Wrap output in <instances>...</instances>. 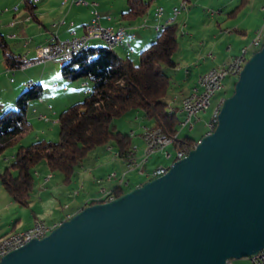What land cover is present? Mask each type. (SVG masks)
Instances as JSON below:
<instances>
[{"label":"water","instance_id":"obj_1","mask_svg":"<svg viewBox=\"0 0 264 264\" xmlns=\"http://www.w3.org/2000/svg\"><path fill=\"white\" fill-rule=\"evenodd\" d=\"M211 133L168 171L87 205L0 264H226L264 248V41Z\"/></svg>","mask_w":264,"mask_h":264},{"label":"crops","instance_id":"obj_2","mask_svg":"<svg viewBox=\"0 0 264 264\" xmlns=\"http://www.w3.org/2000/svg\"><path fill=\"white\" fill-rule=\"evenodd\" d=\"M185 1V9H182L174 18H172L173 7L181 3L182 0H152L144 15L128 19L121 16L126 9L125 0L118 3L116 0H0V33L5 38L8 52L11 55L16 56L21 61L24 56L34 59L36 47L57 39H65L70 36L71 31H75V34L80 35L84 32V26L98 16V22L102 26L112 29L124 28L123 41L116 47V50L122 56L133 58L136 51H140L156 39L161 28L167 24L175 23L177 25L176 52L181 50L185 52L184 54L187 53L195 58L192 59L191 66L185 70V79L182 80V83L175 84L181 90L179 100L181 102L195 88L198 79L202 75L212 68L227 65V61L238 54L240 49L247 47V45L250 47V41L263 19L260 18V15L259 17L256 16L255 23L249 26L254 27L255 30L251 29L248 34L247 26L243 28V25L241 26L239 22H236L234 16L236 17L241 6L247 4L250 0L244 2L240 0L239 5L228 13L222 10L212 11L206 9L204 12H207L206 14L209 12L208 16L203 15L204 13L198 8L200 4L221 3L225 6L230 1ZM159 8L161 13L158 15ZM261 9L264 10V6ZM156 27H160V29L157 30ZM178 33H180L182 41H179ZM185 38H187L186 41ZM91 44L104 45L103 41L97 39L92 40ZM174 61L176 66L170 67L172 71L177 69L179 63L177 59H174ZM185 61L187 63V60ZM62 64L59 61H46L24 69H10L6 65L4 53L0 49V112L13 107L17 96L28 87L29 83L32 86L35 84L41 85L40 98L29 102L27 109L29 107L30 110H27L26 113L28 120L32 123V130L39 133L36 135L37 139L35 141L40 140L41 135H45L46 127H40L41 125L51 124V128L54 130L56 128L54 127L55 124L58 123L60 111L73 104V101H78L81 97L78 88L70 84L72 80L66 79L61 74ZM10 75H13V77L11 78ZM169 76L171 81V75ZM83 83H87V79H82L81 88H79L84 89L85 92ZM177 99L178 97L174 96L172 102ZM48 117H52V121ZM134 120L139 122V133L142 131L143 126L149 125L142 111L135 113ZM24 138H26V133L17 135L12 139L10 147H13V151L9 155H3L2 160L0 159L3 167H6L7 163L13 160V155L18 146L28 145V142H24ZM129 138L132 143L130 147L136 144L138 147L136 154L141 156L144 149L142 138L139 136ZM112 149L115 150L116 148L112 147ZM107 150H110V148ZM162 151L166 158L171 157L166 153V148ZM149 158L145 163L147 170L156 167L148 165ZM115 165L118 170L115 171L117 175L126 169L122 158L116 159ZM131 172L137 173L136 170L126 172L125 178L128 182L123 185L124 189L127 186L134 188L141 183L136 178L133 180L127 178ZM58 173L55 174V171H50L45 163L34 168V185L29 193L28 206L16 203L9 193L4 195L0 190V195H3L0 202V239L31 228L35 220H43L47 224L55 225L66 216L81 209L84 202L94 198V194H97L98 190L111 191L118 182L116 179H105L103 181L106 185H101V177H98L100 178L98 179L95 178L97 176L90 175L92 172L90 170L86 171V168L82 166V162L76 168L69 182H64L63 175L60 172ZM138 175L142 176L143 180L147 179L146 175L139 174V172ZM99 176H105V174ZM67 183H71L70 186L66 185ZM97 185H101V187ZM79 188L78 194L74 195V192ZM84 188L86 192L82 193L81 190ZM51 190L53 194L48 195ZM57 201H59L60 208L56 207Z\"/></svg>","mask_w":264,"mask_h":264},{"label":"trees","instance_id":"obj_3","mask_svg":"<svg viewBox=\"0 0 264 264\" xmlns=\"http://www.w3.org/2000/svg\"><path fill=\"white\" fill-rule=\"evenodd\" d=\"M125 1L126 9L121 16L134 19L145 14L152 0ZM0 49L6 64L19 68L21 59L8 52L1 33ZM176 49L177 25L171 23L160 29L156 39L139 51L137 62L130 56H122L116 49L91 43L64 62L61 74L68 80L89 79V93L58 114V140L41 139L16 148L13 160L0 172L1 185L13 200L28 206L34 168L41 162L50 171L60 172L63 181L69 182L76 168L96 146L112 143L122 157L132 143L128 133L116 129L113 120L123 114L142 111L149 126H156L151 128L162 129L168 136L175 135L180 117L168 110L163 98L170 85V76L163 68L176 66L173 59ZM41 93L40 84L27 87L17 96L13 107L1 112L0 154L11 145L14 137L30 130L27 106L31 100L39 99ZM196 143L197 139L184 135L177 138L173 146L177 151ZM122 188L115 186L111 192L116 197L125 192ZM93 203L96 202L87 204Z\"/></svg>","mask_w":264,"mask_h":264},{"label":"rangeland","instance_id":"obj_4","mask_svg":"<svg viewBox=\"0 0 264 264\" xmlns=\"http://www.w3.org/2000/svg\"><path fill=\"white\" fill-rule=\"evenodd\" d=\"M117 3L120 2L121 0H116ZM229 4H226L225 6L222 5L221 3L219 4H211V5H201L200 4V10L202 11V13H204L203 15H209V12L208 14H206L204 11H206V9L208 10H212V11H217V10H222V11H225L226 13L230 12V11H233L235 9V7L237 5H239L240 3V0H224V2H229ZM180 4V3H179ZM178 4V5H179ZM182 4H184V6H186V1L185 0H182ZM177 6V5H176ZM264 6V0H250L247 4H243L241 6V8L238 10V14L236 15V17L234 16V19H236V22H239V24H241V26L243 25V28L245 26H247L248 30H247V33L249 34L251 29L254 31V27L251 28L249 26H252V24L255 23V19H256V16L259 17L260 15V18H263L262 19V23L261 25L263 24V20H264V10L261 9V7ZM204 9V10H203ZM263 11V12H262ZM173 13V11H172ZM160 14V13H159ZM158 14V15H159ZM176 17V16H175ZM174 18V16L172 17ZM258 22V21H257ZM89 23V22H88ZM261 25L257 28L259 29L261 27ZM103 27H106V26H103ZM107 28H110V27H107ZM123 28V27H122ZM112 29V28H110ZM117 29V28H116ZM116 29H113V30H116ZM158 29H160V27H158ZM162 29V28H161ZM256 29V30H257ZM228 30V29H227ZM125 32V30H124ZM124 34V33H123ZM251 36V35H250ZM124 37V35H123ZM178 39L179 41L181 40V36H180V33H178ZM95 40V39H94ZM98 40V39H97ZM100 40V39H99ZM187 40V38H185V41ZM101 41V40H100ZM123 41V39H122ZM182 41V40H181ZM263 41H264V34H263V38L261 39V43H260V47L262 46L263 44ZM91 43V42H90ZM101 43V42H100ZM122 43V42H121ZM251 43V41H250ZM47 44V43H46ZM119 46V45H118ZM117 46V47H118ZM249 46V45H247ZM257 48L255 47H249V51H248V56L247 58H249L254 52L253 51H256ZM260 49V48H259ZM258 49V50H259ZM176 52V51H175ZM253 52V53H252ZM139 51H136V54H135V57H133L132 59L137 62L138 61V56H139ZM185 52L184 51H181L179 50V52L177 51L176 54H174V59H177V61L179 62L178 65H177V69L175 71H172V69L168 66H164V70L166 73H170L169 75H171V81H170V85L166 91V94L165 96L163 97L164 100L167 102V108L170 112H173L175 114H177L179 117H180V122L178 124V130L175 131V133H178V138L180 137H183L184 135H188L190 137H193L195 139H198L201 138L204 134H206L208 132V128L206 126L207 124V119L209 120L214 108H216L217 104L219 103L220 100H223L224 98H226L227 96H229L232 91H233V88H234V82L237 80V77H227L225 80H224V87L220 90L217 91V93L215 94V96L210 100V105L208 107V109L206 110L205 113L203 114H199V120L196 121V119H198V116L197 118H195L194 121H196L194 123V126L190 129L188 126L186 127H182L180 125V123H182L184 121V114L181 112V103L183 101V99L181 100V102L179 101L180 100V97H181V90L178 89V86H175V84H181L182 83V80L185 79V70L189 68V66H191V61L194 57H191L192 55H188L187 53L184 54ZM184 56H182V55ZM23 58H27V59H30L29 57H22V60ZM35 58V57H34ZM195 59V58H194ZM184 60V61H183ZM187 60V63L186 61ZM46 62V61H45ZM22 63V61H21ZM62 63V62H61ZM7 65V64H6ZM8 66V65H7ZM9 67V66H8ZM28 66H24V67H19L20 69H24ZM10 69H14V68H18L17 67H14V68H11L9 67ZM6 72V71H4ZM203 76V75H202ZM10 77L12 78L13 75H10ZM9 77V78H10ZM82 79L83 77H80V78H77L75 80H72L70 82V84L72 85H75V88H78V93H80V99L78 101H81L86 94L89 93V86H91V82L89 79H87V83H83V85L85 84V92H84V89H79L81 88L80 85H81V82H82ZM30 83L27 85L29 87ZM197 85V84H196ZM32 86V85H31ZM196 87V86H195ZM86 93V94H84ZM174 96L178 97V99L175 101L173 100L172 102V99L174 98ZM188 96V95H187ZM185 98V97H184ZM34 100V99H33ZM75 100V99H74ZM32 101V100H31ZM76 101V102H78ZM75 103V101H73ZM27 110H30V108L28 107ZM139 111V110H138ZM2 112V111H1ZM0 112V114H1ZM137 111H131L129 113H126V114H123L119 117H116L114 118L113 120V123L115 124L116 126V129L117 130H120L121 132L123 133H130L131 131L135 132V134H139V122L138 121H135L134 120V115ZM210 115V116H209ZM50 118V121H52V117H48ZM141 121V119H140ZM207 121V122H206ZM31 123V122H30ZM51 123V122H50ZM49 125V126H48ZM42 126H45V135H41L40 137V140L41 139H45V140H53V141H56L59 139V124H55L54 127H56L54 130L53 128H51V124H43L41 125L40 127ZM145 126H149V125H145ZM150 127H156V126H150ZM158 128V127H157ZM52 129V130H51ZM162 130V129H161ZM163 131V130H162ZM164 132V131H163ZM26 133V138H24V142H28L27 144H29L30 142H35V140L37 139L36 135H38L39 133L35 132V130H32V123H31V128L30 130H28ZM165 133V132H164ZM174 133V134H175ZM169 135H173V134H169ZM175 143V142H174ZM174 143L173 144H170L166 147V153H168L171 157H168L169 155L167 154L166 156L168 158L165 157L164 155V152L163 151H157L155 153H153L150 158H149V166H157L159 164H167L165 166H170L174 157L176 156V152H178L179 150L175 151V148H174ZM134 144V143H133ZM113 144L112 143H107V144H103V145H99V146H96L95 148H93L89 153L88 155L84 158V160L82 161V166H84L86 168V171H91L92 173L90 175H94V176H97L95 178H98V177H101L102 179V183L101 185H106L105 184V180L106 179V175L110 172V171H116L117 170V166L115 165V162H116V159H121V158H115V153L116 152H119L117 149L113 150L112 149V146ZM136 145V144H134ZM137 146V145H136ZM195 145L193 146H183V147H186L188 149H192ZM145 147V146H144ZM108 148H110V150H107ZM138 148V147H137ZM182 148V147H181ZM143 149V148H142ZM190 149V150H191ZM144 150V149H143ZM13 151V147H8L7 149H5L1 154H0V159L2 160V156L3 155H9L11 152ZM110 151V152H109ZM129 151V149H128ZM126 151L123 156L128 152ZM169 151V152H168ZM143 153V151H142ZM0 160V162H1ZM147 162V161H146ZM11 162H8L7 164L9 165ZM40 164H44V162H41ZM38 164V165H40ZM7 165V166H8ZM37 165V166H38ZM6 166V167H7ZM5 167H3L0 163V172L3 171ZM144 168H145V164H144ZM146 169V168H145ZM147 170V169H146ZM145 170V171H146ZM118 171V170H117ZM116 171V172H117ZM148 171V170H147ZM124 172H127V169H124ZM55 174H59L57 171H55ZM105 176H99V175H104ZM127 178H129L130 180H133L134 178H136V180L140 181L141 183H143L144 181H147L149 180L148 178L146 180H143L142 176L138 175V171L137 173L135 172H131ZM141 178V179H140ZM100 179V178H98ZM97 181H100V180H97ZM140 183V184H141ZM71 183H67L66 185L70 186ZM133 184V183H132ZM131 184V185H132ZM101 185H97L98 187H101ZM117 186V185H116ZM81 187V186H80ZM120 187H123V186H120ZM133 187H129L127 186L125 189L122 188L123 190L125 191H128L130 189H132ZM0 190L4 193V195H8V192L3 188V186L1 185V182H0ZM80 188L74 192V195L78 194ZM102 190V189H101ZM101 190H98V193L97 194H94V198L91 199L92 200H96L97 198H99L102 194H101ZM82 193L86 192V189H82L81 190ZM53 192L52 190L48 193V195H52ZM114 196V195H113ZM115 197V196H114ZM3 198V195L1 196L0 195V199ZM2 201V199L0 200V202ZM90 202V201H85L84 204L82 205V208L87 206L86 204ZM96 202V201H95ZM98 203V202H97ZM101 203V202H100ZM59 204V201H57V204H56V207L57 208H60V206L58 205ZM5 212V211H4ZM72 214L66 216V218L64 219H67L71 216ZM46 218V217H44ZM63 219V220H64ZM36 221H41L43 222L44 224H46L48 227H55L58 225L55 224V225H51V224H47L45 221L43 220H35L33 222V224L36 222ZM62 221V220H61ZM60 221V222H61ZM32 224V225H33ZM31 225V226H32ZM30 226V227H31ZM19 232V231H18ZM17 233V232H16ZM226 264H251L250 261H249V258L247 257H244V258H240V259H232L230 260L228 263Z\"/></svg>","mask_w":264,"mask_h":264},{"label":"built area","instance_id":"obj_5","mask_svg":"<svg viewBox=\"0 0 264 264\" xmlns=\"http://www.w3.org/2000/svg\"><path fill=\"white\" fill-rule=\"evenodd\" d=\"M186 6H182V2L173 7V12L185 9ZM161 9H158L160 13ZM122 29L117 28L116 30L103 27L98 22V16L92 19L89 23L84 26V32L80 35L75 34V31H71L69 37L65 39H57L51 41L47 44L39 45L35 49V58L27 59L23 58L22 63L19 67L31 66L46 60H59V61H68L70 60L75 53L89 46L90 42L94 39L102 40L105 45L111 49L117 47L121 44L123 36ZM256 38H263V35H255L251 39L250 46L256 47ZM249 46L246 48L240 49V52L230 58L227 61L226 67L218 74V75H210V76H201L199 78L198 84L201 81H208V93H203V97L201 100H193L194 89H192L191 93L183 98V104H181V109L184 110V121L183 123H188L189 127L193 126L194 120L197 115L204 111L210 104L211 97L214 93V90H219L221 87L222 81L226 75V71L237 70V68H232V61H241L242 57H245L248 54ZM217 109L214 108L208 122L207 126L209 130H212L216 125V114ZM149 134V128H144L142 133L140 134L141 138L144 141V137ZM131 136H134V132H130ZM176 137L173 136H165V133L161 130L160 135L157 136V142L153 144H145L143 153L141 156H137L138 148L136 145L133 146V154L129 156L127 159H122L125 163V167L127 170L136 169L139 172L146 170L144 168V164L148 160V158L155 153L156 151L162 150L166 145L170 144L174 141ZM188 151V148L183 147L179 149V157H175V159H179L184 156ZM118 155V154H117ZM168 167L165 165H159L151 170H146L147 175L150 177H155L161 175L167 171ZM126 172H121L117 175L115 171H110L106 175L107 180L116 179L118 186L126 185L128 180L125 178ZM108 196L109 192H105ZM51 227L46 228L45 230H36L30 232L29 236H24V241H29L33 238H41L46 235ZM14 237H12V243L9 245L0 246V258L4 255V250H12L13 247L18 245H14ZM252 264H264V249L260 250L257 254L250 257Z\"/></svg>","mask_w":264,"mask_h":264},{"label":"bare ground","instance_id":"obj_6","mask_svg":"<svg viewBox=\"0 0 264 264\" xmlns=\"http://www.w3.org/2000/svg\"><path fill=\"white\" fill-rule=\"evenodd\" d=\"M182 6H184V4H182ZM173 11V10H172ZM181 10H178V11H174L173 12V16L175 17L179 12H180ZM160 13H161V11H160ZM157 14H159V12L157 11ZM156 29L158 30V27H156ZM124 33V29H122V36L124 35L123 34ZM264 34V20H263V24L261 25V27L255 32V35H263ZM261 39L262 38H256V47L255 48H257V47H259V45H260V43H261ZM102 41V40H101ZM104 43V42H103ZM104 45H105V43H104ZM250 47H253V46H250ZM246 48V47H245ZM113 49H116V47L115 48H113ZM243 49V48H242ZM79 52V51H78ZM77 52V53H78ZM76 54V53H75ZM74 54V55H75ZM73 55V56H74ZM247 56L248 55H246L245 57H242V59H241V61L239 62V61H232V68H237V70H235V72L233 73V71H226V75H225V77H224V79H223V81H222V84H221V87H219V90L220 89H222L223 87H224V85H223V83H224V80L227 78V77H238V75H239V72L241 71V69L243 68V66H244V64H245V62L247 61ZM73 58V57H72ZM46 61H59V60H46ZM43 62H45V61H43ZM43 62H40V63H43ZM59 62H62V63H64V62H66V61H59ZM40 63H37V64H40ZM32 66V65H31ZM226 67V65H224V66H222V67H217V68H212V69H210L206 74H204L203 76H210V75H218L224 68ZM198 82H199V79H198V81H197V85H196V87L194 88V93H193V100H201V98L203 97V93H208V81H201L200 82V84H198ZM31 85H29V87H30ZM83 86H85V84L83 85ZM86 87V86H85ZM217 91L218 90H214V93H213V95H212V97H211V99L215 96V94L217 93ZM224 100V99H223ZM223 100H220L219 101V103L217 104V106H216V108H218L217 109V114H216V121H218L217 120V116H218V112H219V109H220V107H221V105H222V103H223ZM181 104H183V101H182V103ZM210 105V104H209ZM209 107V106H208ZM208 107L204 110V111H202V112H205L207 109H208ZM181 112H183L184 113V110L182 109L181 110ZM202 112H200V113H202ZM199 113V114H200ZM198 114V115H199ZM197 115V116H198ZM197 118V117H196ZM198 119H196V121H197ZM196 121H194V123L196 122ZM194 123H193V126H194ZM216 124H217V122H216ZM180 125L182 126V127H186V126H188V123H180ZM192 126V127H193ZM206 126H207V124H206ZM149 128V134H147L145 137H144V146H145V144H153V143H156L157 142V136L158 135H160V133H161V130L160 129H156V128H151V127H148V126H143V128H142V131H143V129L144 128ZM189 127V126H188ZM192 127H189L190 129L192 128ZM215 127H216V125H215ZM215 127L212 129V130H209V128H208V126H207V128H208V132L207 133H211L214 129H215ZM142 131L139 133V134H135V132H134V136H139V137H141L140 136V134L142 133ZM128 136L129 137H134V136H131L130 135V133L128 134ZM165 136H168V135H166L165 134ZM173 137H176L175 139H174V141L173 142H171L170 144H173L176 140H177V138H178V133H176L175 135H173ZM143 140V139H142ZM170 144H168V145H170ZM168 145H166L162 150H164ZM183 148V147H182ZM191 149V148H190ZM190 149H188V151H187V153L190 151ZM162 150H159V151H162ZM157 152V151H156ZM187 153L184 155V156H182L181 158H183V157H185L186 155H187ZM118 154V155H117ZM133 154V147H131V149L124 155V156H122L121 158L122 159H127V158H129V156L130 155H132ZM115 158H117V157H119L120 158V154L118 153V152H116L115 153V156H114ZM175 157H179V151L178 152H176V156ZM175 157H174V159H173V161H172V163L174 162V161H177V160H179V159H181V158H179V159H175ZM171 163V164H172ZM168 167V169H169V167L170 166H167ZM168 169H167V171H168ZM131 170H136V169H131ZM131 170H127V171H131ZM136 171H138V170H136ZM166 171V172H167ZM139 172V171H138ZM165 172V173H166ZM139 174H142V175H146V177L149 179V180H151V179H154V178H156V177H158V176H160V175H158V176H155V177H150V176H148L147 175V171H145V170H143L142 172H139ZM164 174V173H163ZM163 174H161V175H163ZM107 180V179H106ZM118 186V185H117ZM120 187V186H119ZM105 190L104 189H102L101 190V196L99 197V198H97L96 200H92V201H96V203L97 202H100V201H109V200H111V199H113L114 198V196H112L113 194H112V192L111 191H108L109 192V195L107 196L106 194H105ZM91 201V200H90ZM86 205H88V204H86ZM46 228H48V226L46 225V224H44L43 222H41V221H36L33 225H32V227L31 228H29V229H27V230H24V231H20V232H17V233H14V234H11V235H9V236H7V237H4V238H2V239H0V246H4V245H9L10 243H12V237L13 236H16V237H14V245H18V246H16V247H13V249H16V248H18V247H20V246H22L23 244H25L26 242H28V241H24V236H29L30 235V232H33V231H36V230H45ZM54 227H51V229H53ZM51 229L49 230V232L51 231ZM48 232V233H49ZM47 233V234H48ZM46 234V235H47ZM46 235H44V236H46ZM43 236V237H44ZM42 238V237H41ZM34 239V238H33ZM36 239H40V238H36ZM31 240V239H30ZM264 248H262L261 250H263ZM10 250H4V254H6L7 252H9ZM260 251V250H259ZM258 251V252H259ZM257 252V253H258ZM256 253V254H257ZM255 255V254H254ZM251 256H253V255H250L249 257H247V258H249V261H250V263L252 264V261L250 260V257ZM1 259V258H0ZM230 260H232V259H230ZM229 260V261H230ZM228 261V262H229ZM227 262V263H228Z\"/></svg>","mask_w":264,"mask_h":264}]
</instances>
